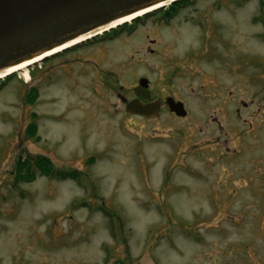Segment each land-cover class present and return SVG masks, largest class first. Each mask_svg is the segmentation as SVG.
<instances>
[{
  "label": "rangeland",
  "instance_id": "rangeland-1",
  "mask_svg": "<svg viewBox=\"0 0 264 264\" xmlns=\"http://www.w3.org/2000/svg\"><path fill=\"white\" fill-rule=\"evenodd\" d=\"M185 3L0 90V264H264V0ZM139 78L157 118L117 98Z\"/></svg>",
  "mask_w": 264,
  "mask_h": 264
},
{
  "label": "water",
  "instance_id": "water-1",
  "mask_svg": "<svg viewBox=\"0 0 264 264\" xmlns=\"http://www.w3.org/2000/svg\"><path fill=\"white\" fill-rule=\"evenodd\" d=\"M178 0H0V73L61 48L123 18ZM141 79L137 89H147ZM120 98V97H119ZM124 101V100H123ZM168 110L184 118L183 104L166 99ZM126 113L154 119L160 103H128Z\"/></svg>",
  "mask_w": 264,
  "mask_h": 264
},
{
  "label": "trees",
  "instance_id": "trees-1",
  "mask_svg": "<svg viewBox=\"0 0 264 264\" xmlns=\"http://www.w3.org/2000/svg\"><path fill=\"white\" fill-rule=\"evenodd\" d=\"M188 0H181V1H178L176 3H173L171 4L166 10V13L163 15L164 17L168 18L170 16L173 15V13H175L176 11H178V9L182 8L183 6H185L187 3ZM185 4V5H184ZM261 4L263 5V3L261 2ZM163 11V10H162ZM156 13V12H155ZM153 13V14H155ZM159 13V12H157ZM153 14H150V15H146L145 18L153 15ZM138 20H136L134 23H136ZM127 26H122L112 32H110L111 34H119L120 32H122V29L126 28ZM131 28H134V25H131ZM105 37V36H104ZM46 60H44L45 62ZM12 76H9L7 78H5V80L3 81H0V90L5 87V85L11 80ZM28 98L26 99V103L28 104H34L35 102V99H36V94H35V91L33 94H31V92L28 94ZM33 118H35V116L33 115ZM25 135L27 138H33L36 136V125L34 123H32L30 126H28L26 128V132H25ZM42 163L39 162L37 163L36 167L40 170V172L42 173V176L45 177V178H57V172L55 171V169L53 167H50L49 166V163L47 162V159H41ZM28 164V163H27ZM29 166V165H28ZM28 166H25L24 163H19L17 162V167H18V171H17V182L18 181H21V180H24L27 182L29 180V178L31 179V176L26 173L25 176L22 175L21 172H23L24 170H27ZM26 168V169H25ZM29 170V169H28ZM63 177L66 176V179H71L70 177H72V173H68V172H63L61 174ZM28 176V177H27Z\"/></svg>",
  "mask_w": 264,
  "mask_h": 264
},
{
  "label": "bare ground",
  "instance_id": "bare-ground-1",
  "mask_svg": "<svg viewBox=\"0 0 264 264\" xmlns=\"http://www.w3.org/2000/svg\"><path fill=\"white\" fill-rule=\"evenodd\" d=\"M160 7L161 6L153 7L151 9L146 10V11H143V12H140V13H137V14H134L132 16H129L127 18H123L121 20H118V21H116L114 23H111V24H109V25H107L105 27H102V28H100V29H98L96 31H93V32H91V33H89V34H87L85 36L79 37L76 40L67 43L65 46H63L61 48H55V49H53V51H51L49 53H46L45 55H42V56L34 59L31 62L22 64V65H20L18 67H14V68H11V69L6 70L4 72H1L0 73V80H4L9 75L17 74L19 72H22V73H24V75H23L24 80L25 81H28V79H29V76L27 74V68L28 67H30V66H32V65H34L36 63H40L42 60H44L47 57H51V56H53V55H55L57 53H60V52H62L64 50H66V49H69V48H72V47H74V46H76L78 44H81V43L87 41L88 39L92 38L93 36H100L103 33L108 32L111 29H116L118 26H121V25L126 24V23L130 24L134 19H136L138 17H142L143 15L148 14L150 12H153V11L157 10L158 8H160Z\"/></svg>",
  "mask_w": 264,
  "mask_h": 264
},
{
  "label": "flooded vegetation",
  "instance_id": "flooded-vegetation-1",
  "mask_svg": "<svg viewBox=\"0 0 264 264\" xmlns=\"http://www.w3.org/2000/svg\"><path fill=\"white\" fill-rule=\"evenodd\" d=\"M141 79H144V78H139L137 80V83L132 88H130L131 90L128 93L123 92V95H119V94L117 95V98L120 101L121 106L124 107V110L126 109L128 103L133 102V101H138L142 105H147V104L154 103V102L158 101L160 103V108H161V98L154 96L152 90L150 89V83L149 82H148V88L146 90L145 89H142V90L137 89L138 83ZM120 90H122V88H120ZM166 99H167V97H166ZM166 99H165V101H166ZM237 112L238 111L236 110L235 113L237 114ZM127 116L132 117V118H137L140 120H147V118L142 117V116H136V115H127ZM230 156L231 155L228 152H225L224 157L229 158Z\"/></svg>",
  "mask_w": 264,
  "mask_h": 264
}]
</instances>
